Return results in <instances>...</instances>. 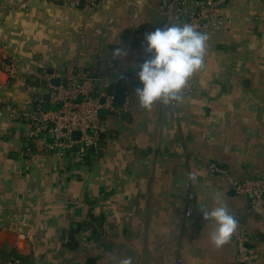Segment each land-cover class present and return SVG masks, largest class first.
<instances>
[{
  "label": "crops",
  "instance_id": "1",
  "mask_svg": "<svg viewBox=\"0 0 264 264\" xmlns=\"http://www.w3.org/2000/svg\"><path fill=\"white\" fill-rule=\"evenodd\" d=\"M158 2L113 0L86 10L0 0V264H116L127 257L134 264H264V203L251 209L221 178L264 177L262 2L227 3L230 24L208 34L206 67L177 110L139 108L137 83L125 108L99 116L96 146L80 157L74 145L51 146L36 131L45 120L30 123V114L54 107L45 100L48 74L90 70L113 79L142 62L144 36L162 20ZM117 47L128 54L113 60ZM210 163L220 172L209 171ZM189 172L198 179L185 217ZM217 192L246 233L247 263L235 259V233L222 248L210 244L215 224L199 210L215 207Z\"/></svg>",
  "mask_w": 264,
  "mask_h": 264
},
{
  "label": "built area",
  "instance_id": "2",
  "mask_svg": "<svg viewBox=\"0 0 264 264\" xmlns=\"http://www.w3.org/2000/svg\"><path fill=\"white\" fill-rule=\"evenodd\" d=\"M60 3L64 6L83 8L93 10L98 6L113 0H50ZM230 0H159L157 9L162 16L159 27L177 22L180 24L189 23L198 26V29L207 34L222 31L228 28L230 24L229 17L223 12L225 6ZM264 4V0H258ZM142 62L127 70L120 76L109 79L94 71L83 70L73 77L64 78L58 72L48 74L49 79H58L57 84L50 83L47 92V100L53 109L48 111H38L30 114V123L32 120L46 121L45 125H40L36 131L45 133L51 139V146L67 147L75 146V154L82 156L87 145L96 146L99 134L102 128L98 125V111L115 112L118 107L113 105L115 88L123 89V99L120 108H125L128 100L130 88L139 83L136 72ZM4 69L13 74L15 67L11 63L4 64ZM102 88L103 91H100ZM193 84L190 81L186 89V97L192 93ZM102 97V102L99 98ZM177 110L176 107H173ZM4 106H0V114ZM9 109V112H12ZM34 115L36 117H34ZM176 118L180 113L175 111ZM77 131V139H71L69 134ZM212 173L220 172L214 164L208 165ZM222 187L224 190H230L237 195H245L249 199L251 209H260L264 203V177H252L238 181L222 175ZM185 182V206L183 215L188 217L192 213L190 201L193 198L191 184ZM248 241L243 229L235 232L233 242L235 246V259L238 263H247L253 256L251 251L245 247L244 242ZM177 264L179 262L177 261Z\"/></svg>",
  "mask_w": 264,
  "mask_h": 264
},
{
  "label": "clouds",
  "instance_id": "3",
  "mask_svg": "<svg viewBox=\"0 0 264 264\" xmlns=\"http://www.w3.org/2000/svg\"><path fill=\"white\" fill-rule=\"evenodd\" d=\"M207 33L194 24L171 22L146 33L143 50L148 59L138 66L136 72L139 86L134 89L139 108L151 111L154 105L180 107L186 99V89L193 76L205 69L208 52ZM127 49L117 47L112 51L113 60L123 58ZM124 77L121 75L120 79ZM198 175L187 174V180L195 182ZM216 206L211 210L201 208L204 221H212L215 230L210 234V244L219 249L228 244L236 232L239 221L221 194H214ZM116 264H134L132 257L119 258Z\"/></svg>",
  "mask_w": 264,
  "mask_h": 264
},
{
  "label": "water",
  "instance_id": "4",
  "mask_svg": "<svg viewBox=\"0 0 264 264\" xmlns=\"http://www.w3.org/2000/svg\"><path fill=\"white\" fill-rule=\"evenodd\" d=\"M47 72L49 73L50 71L48 70ZM57 82H58V79H51V81H50V83L52 85L57 84ZM100 91H103V89L100 88ZM47 99H48L47 96H45V100L46 101H47ZM122 99H123V89L122 88H119V87L118 88H115V90H114V98H113V105L115 107L121 106ZM102 100H103V98L100 97L99 98V101L102 102ZM44 106H45V109L47 110L48 109L47 102H45V105ZM104 113L105 112L103 110H99L98 111V116H103ZM69 136H70L71 139H77L78 136H79V133L77 131H72V132H70Z\"/></svg>",
  "mask_w": 264,
  "mask_h": 264
}]
</instances>
